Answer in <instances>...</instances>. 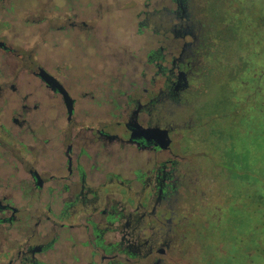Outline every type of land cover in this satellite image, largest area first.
<instances>
[{"label":"flooded vegetation","instance_id":"obj_1","mask_svg":"<svg viewBox=\"0 0 264 264\" xmlns=\"http://www.w3.org/2000/svg\"><path fill=\"white\" fill-rule=\"evenodd\" d=\"M220 13L218 0H0V264L178 261L180 190L199 185L173 131L201 130L160 107L220 66Z\"/></svg>","mask_w":264,"mask_h":264},{"label":"rangeland","instance_id":"obj_2","mask_svg":"<svg viewBox=\"0 0 264 264\" xmlns=\"http://www.w3.org/2000/svg\"><path fill=\"white\" fill-rule=\"evenodd\" d=\"M218 2L220 66L193 78L179 105L160 107L172 111L174 123L201 130L173 131L174 146L181 140L185 149L177 158L188 171L185 181L190 190L200 188L190 194L180 190L177 204L188 225L175 227L170 237L183 241L175 264H264V0ZM118 18L109 22L115 34L125 31ZM85 73L76 71L81 79ZM116 73L89 75L110 79ZM209 202L217 213L198 212L199 203Z\"/></svg>","mask_w":264,"mask_h":264}]
</instances>
